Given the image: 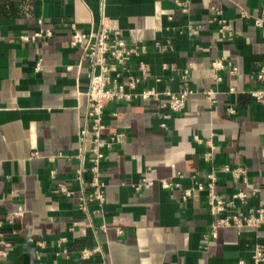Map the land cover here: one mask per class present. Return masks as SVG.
I'll return each mask as SVG.
<instances>
[{
    "label": "crops",
    "instance_id": "0c3cea01",
    "mask_svg": "<svg viewBox=\"0 0 264 264\" xmlns=\"http://www.w3.org/2000/svg\"><path fill=\"white\" fill-rule=\"evenodd\" d=\"M263 7L264 0H0V219L2 234L14 242L0 264H248L256 244H264V227H221L206 240L216 220L207 191L196 189L187 201L182 195L193 175L207 181L206 147L194 135L213 134L216 167L249 170L247 181L220 171V194L245 190L249 205L264 206V101L250 93L261 86L255 72L264 65V26L254 16ZM216 16L231 24L233 37L222 36ZM108 19L117 20L129 43L149 45V77L138 90L179 91L188 83L195 93L181 113L160 108L155 98L106 104L104 137L121 131L126 140L100 165L106 202L82 210L92 179L91 141L80 139L88 123L89 65L79 66L82 49L70 40L73 25L89 31ZM46 29L51 37L21 39ZM157 42L167 48L158 50ZM224 56L238 66L236 74L213 67ZM209 88L212 99L204 93ZM152 168L155 178L183 173L181 186L137 189ZM59 183L72 194H55ZM20 207L24 215L9 223ZM98 245L100 251L80 258L82 248Z\"/></svg>",
    "mask_w": 264,
    "mask_h": 264
},
{
    "label": "built area",
    "instance_id": "2783aa9c",
    "mask_svg": "<svg viewBox=\"0 0 264 264\" xmlns=\"http://www.w3.org/2000/svg\"><path fill=\"white\" fill-rule=\"evenodd\" d=\"M183 11H188L189 7L186 2L178 1ZM244 16H248L243 12ZM220 23L219 31L222 36L233 37L234 30L231 24L225 19H218ZM254 22L258 27L264 26V7L260 13L254 16ZM190 32L197 33L198 27L190 26ZM73 34L70 40V45L78 46L82 49L81 60L89 65V87L87 90L88 111L87 125L81 130V141L85 144L88 139L91 141L90 151L92 153L91 173L92 179L90 182V190L83 194L79 208L87 210L88 202H95L99 206H103L106 202V184L100 179V165L106 156V152L115 144L123 143L126 140L125 132H115L109 137H104L103 133L106 129V124L103 121V115L106 104L116 101H131L135 98H155L160 100V108L169 111L170 113H181L187 105L190 95L195 93L188 83L179 91L167 89L160 91L155 88H145L138 90L141 81L149 77V70L144 56L149 52V45L144 42L129 43L124 36L123 29L119 26L117 20L108 19L102 20L99 27H92L89 31H83L74 25L72 26ZM51 37L52 32L48 29L35 32L32 35L24 34L22 40L31 41L40 37ZM158 50L163 51L167 48L165 44L157 42L155 46ZM137 64L138 72L134 66ZM216 70L229 68L232 74L238 72V66L228 60L226 56L218 58L212 62ZM164 67H168L164 64ZM37 68H40L38 63ZM173 68V67H172ZM256 79L261 83V86L251 89V95L258 101H264V65L260 66L255 72ZM125 78L126 81H121ZM187 78V75H184ZM222 80V76L215 75V84ZM231 91L235 88L231 87ZM210 99L214 98V89L209 88L204 91ZM162 95L165 97L163 98ZM194 139L206 147L203 152V158L209 166L207 172V181L204 184L196 179L193 175L194 184L188 186L183 191V201H187L198 190L207 191V207L212 215L216 217L215 222L210 227V232L205 235L206 240L216 238L218 229L226 226H236L239 228H250L259 230L264 227V206L249 205V200L252 194L245 190H236L228 198H224L218 191L219 173L220 171L231 172L235 178L248 180V168L243 165L231 166L225 164L221 168L215 165V152L217 144L213 138H203L200 134H195ZM148 174L144 175L137 184L136 188L141 189L144 186L152 185L155 182L167 190L173 191L181 186L177 178L184 177V174L177 172L173 178H155L150 174L156 173L155 169H149ZM80 178V176H79ZM55 194L71 195L72 191L65 183H59L53 189ZM24 215V209L20 207L17 211L8 215L7 221L14 222L18 217ZM4 227V221L0 219V258L5 257L14 247V242L5 237L1 230ZM102 229H107V224H102ZM118 232L122 233V229L118 228ZM43 245L44 242H39ZM101 250V247L95 246L92 248L84 247L80 250L79 256L81 259H87ZM67 254V252H66ZM241 263H245L243 260ZM248 264H264V244L258 242L253 251L252 260Z\"/></svg>",
    "mask_w": 264,
    "mask_h": 264
}]
</instances>
